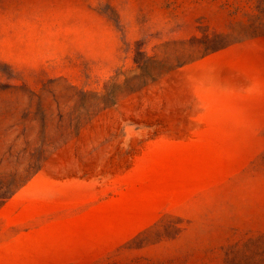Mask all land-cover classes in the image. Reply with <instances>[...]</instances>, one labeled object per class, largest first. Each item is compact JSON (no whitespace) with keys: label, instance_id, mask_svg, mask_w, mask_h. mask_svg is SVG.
Listing matches in <instances>:
<instances>
[{"label":"rangeland","instance_id":"374dc122","mask_svg":"<svg viewBox=\"0 0 264 264\" xmlns=\"http://www.w3.org/2000/svg\"><path fill=\"white\" fill-rule=\"evenodd\" d=\"M0 264H264V0H0Z\"/></svg>","mask_w":264,"mask_h":264}]
</instances>
